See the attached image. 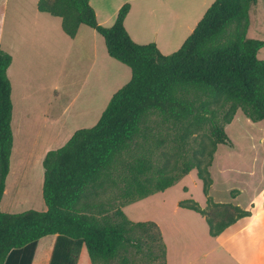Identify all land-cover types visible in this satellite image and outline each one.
Wrapping results in <instances>:
<instances>
[{
    "label": "trees",
    "instance_id": "1",
    "mask_svg": "<svg viewBox=\"0 0 264 264\" xmlns=\"http://www.w3.org/2000/svg\"><path fill=\"white\" fill-rule=\"evenodd\" d=\"M257 0H215L181 47L164 54L155 42H136L125 27L130 3L113 25L98 22L90 0H39L75 37L86 24L100 33L110 56L132 76L111 96L99 120L77 129L43 159L46 210H1L14 144L13 57L0 48V264H32L39 239L55 234L48 264H168L155 221H133L124 207L164 191L197 170L207 207L183 200L203 215L212 236L252 212L210 195V167L241 110L264 120V39L248 37ZM235 196V195H234ZM141 259V262L138 263Z\"/></svg>",
    "mask_w": 264,
    "mask_h": 264
},
{
    "label": "rangeland",
    "instance_id": "2",
    "mask_svg": "<svg viewBox=\"0 0 264 264\" xmlns=\"http://www.w3.org/2000/svg\"><path fill=\"white\" fill-rule=\"evenodd\" d=\"M38 1L0 0V48L13 57L7 73L14 144L1 201V210L10 213L46 210L45 154L64 145L77 129L96 124L113 93L131 78V68L108 54L100 33L85 25L70 37L61 18L40 11ZM156 26L143 25L144 40ZM189 35L164 54L178 50ZM247 35L264 39V0L250 8ZM180 37L178 33L175 40ZM258 55L264 59V48ZM225 128L231 143L219 144L214 154L209 195L220 203L238 204L251 216L212 236L203 215L179 205L194 200L207 207L196 169L124 209L133 221L159 225L168 264H264V120L254 122L239 110ZM50 239L40 241L37 264Z\"/></svg>",
    "mask_w": 264,
    "mask_h": 264
},
{
    "label": "crops",
    "instance_id": "3",
    "mask_svg": "<svg viewBox=\"0 0 264 264\" xmlns=\"http://www.w3.org/2000/svg\"><path fill=\"white\" fill-rule=\"evenodd\" d=\"M214 1L215 0H90V3L95 9L98 22L105 26L113 25L120 8L125 3H130L131 8L125 18V27L131 37L142 43H149V41L155 42L162 52L164 51L167 53L171 51V47L176 44L180 45L186 35L189 33L191 34L206 10ZM151 23L157 25L153 31V36L148 37V40H144L146 37H143L141 34L144 29L143 25H151ZM185 24H187V26L183 27ZM85 25L86 24H82L79 30H82ZM162 29L163 34L161 33ZM79 30L78 32H80ZM178 33L181 34L178 40L179 42L175 40ZM180 39L182 40L180 41ZM47 236H50L51 239L44 250L45 256L39 261V264L49 263L53 245L56 240L55 234ZM47 236L39 239L32 264L38 263V253L41 246L40 241Z\"/></svg>",
    "mask_w": 264,
    "mask_h": 264
},
{
    "label": "bare ground",
    "instance_id": "4",
    "mask_svg": "<svg viewBox=\"0 0 264 264\" xmlns=\"http://www.w3.org/2000/svg\"><path fill=\"white\" fill-rule=\"evenodd\" d=\"M10 186V185H9Z\"/></svg>",
    "mask_w": 264,
    "mask_h": 264
}]
</instances>
